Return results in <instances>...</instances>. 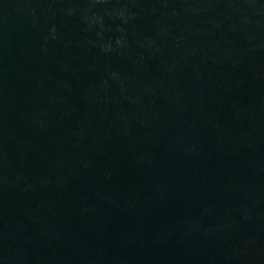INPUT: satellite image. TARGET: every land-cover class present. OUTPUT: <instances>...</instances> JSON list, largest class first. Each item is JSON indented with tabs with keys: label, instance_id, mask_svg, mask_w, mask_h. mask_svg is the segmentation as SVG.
<instances>
[{
	"label": "water",
	"instance_id": "water-1",
	"mask_svg": "<svg viewBox=\"0 0 264 264\" xmlns=\"http://www.w3.org/2000/svg\"><path fill=\"white\" fill-rule=\"evenodd\" d=\"M0 264H264V0H0Z\"/></svg>",
	"mask_w": 264,
	"mask_h": 264
}]
</instances>
